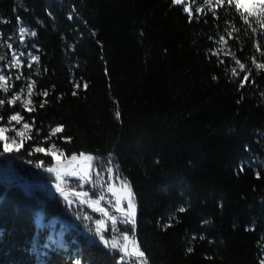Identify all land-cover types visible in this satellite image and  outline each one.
I'll list each match as a JSON object with an SVG mask.
<instances>
[{
    "label": "trees",
    "instance_id": "trees-1",
    "mask_svg": "<svg viewBox=\"0 0 264 264\" xmlns=\"http://www.w3.org/2000/svg\"><path fill=\"white\" fill-rule=\"evenodd\" d=\"M187 3L191 19L172 0H0V69L10 77L0 98L23 89L27 100L35 81L34 111L0 109V127L20 126L8 123L19 112L31 137L0 155V173L86 194L118 221L114 232L75 196L0 183V264H120L122 253L95 235L97 220L106 239L135 237L148 264H264V69L252 63H264V25L217 0ZM53 144L68 158L93 157L97 177L57 180L45 170L58 165L52 156L34 151ZM129 189L138 231L117 212V193Z\"/></svg>",
    "mask_w": 264,
    "mask_h": 264
},
{
    "label": "snow or ice",
    "instance_id": "snow-or-ice-1",
    "mask_svg": "<svg viewBox=\"0 0 264 264\" xmlns=\"http://www.w3.org/2000/svg\"><path fill=\"white\" fill-rule=\"evenodd\" d=\"M201 2L205 5L210 6L212 4V0H201ZM172 3L174 5H183L184 7L182 8V11L188 13L190 19L192 17V6L189 5L186 0H172ZM217 3L220 5H230L234 8V10L236 12H238L240 14V17L242 18L243 22L245 24H249L250 25V20L249 17H256L257 18V22L261 23L262 25H264V0H217ZM249 3H251L253 6L250 8L248 5ZM204 9L200 8L199 6L196 7V12H203ZM213 14L215 15V12L213 11ZM255 30V29H254ZM236 31H239V29H236ZM20 32L22 33H26V34H30V36L35 37L37 35V33L35 31H31L30 33H27V30L25 28H20ZM229 35H231V33H229ZM220 43H224L226 44L227 41L225 40V38L223 36L220 37L219 39ZM8 47H11V45H8ZM34 47V45H33ZM257 47H259V45H257ZM212 55H218V52H213L211 53ZM227 55V53H225ZM25 53L24 52H20L19 55H17L16 53H13L12 56V60L9 62L10 65L12 67H16L19 68L21 67L22 61L20 60V56H24ZM29 57L34 60V61H39V56H33L31 55V53H28ZM262 55H264V53H262ZM233 61L239 65V68L241 71L244 70L245 65L243 63H241L239 61V59H237L235 57V55L233 54ZM7 59V57L5 55H0V60H5ZM218 63H223V61L218 60ZM252 63L255 64L257 69H264V63H256L255 59L253 58ZM28 68H31V64L27 65ZM251 70H249V74H250ZM231 75L236 76L238 75L236 68H232L231 69ZM10 79V77H6V75L3 72V69H0V89H2L5 93H7L9 91V88L7 86V80ZM16 79H20L19 76L16 77ZM213 79H216L215 76H213ZM243 81H247L248 80V75H245L242 77ZM35 85V81L32 82V84L27 85V93L26 95L29 97V99L21 101V94L24 92L23 89L20 90V92L14 94L12 96L11 99L7 98V97H3L0 98V109L3 108V106L5 105V103L7 102L9 105H15L17 102H21L23 108L27 109L28 111H34V108H30L29 104H31V99L30 97L33 95V87ZM77 87H79V84L76 85ZM241 87H243V83H241L240 85ZM84 87H87V84L84 85ZM38 95L41 96H47V91H43V92H39L37 93ZM75 94V93H74ZM47 101H44L40 104V107L43 108L44 107V103H46ZM116 118L119 119L120 118V113L119 111H117L115 113ZM3 117L0 116V120H2ZM23 120V117L20 115L19 112H16L15 114L11 115L8 118V123L11 124L12 121H15L17 124H19L21 121ZM23 129H30V125L28 123H24L23 124ZM63 126H57L53 129H51V135L55 136L57 133L62 132ZM7 131V128L5 127H0V141L3 142V150L0 151V155H4L5 153H12L13 151H15L16 153L20 152V149L23 145V139H21L20 143L16 142L15 137L12 138L11 140V144L9 143V138L6 137L4 135V133ZM16 136H20L23 137L24 133L21 131H17L16 132ZM28 139H31V137H27ZM29 147H31V145H29ZM52 148H55V144L52 145ZM35 152H40V153H46V155H50V156H54V153L51 150H47L43 147H36L34 149ZM29 153L25 152V153H21V155H27ZM81 157H85L84 153H80ZM71 159L73 161H75L77 159V157L75 155H73L71 157ZM85 159L91 161L94 158L91 156H87L85 157ZM29 163H32V161H29ZM49 163H51V161H49ZM44 166V161H39L36 164V167H43ZM47 172L49 173H53L56 172L57 174V180H60V174L57 172V169L54 167H48L45 169ZM109 173L112 172V169L109 168L108 169ZM98 175V174H97ZM81 179L84 180H90L91 177L88 176L87 174L85 176H82ZM121 186L122 189H127L128 185L126 182L121 181ZM57 191L61 192V194L63 195V189L61 188L60 184H57L56 186ZM109 191H112V187L110 186ZM86 195V194H85ZM65 199L67 200V196H65ZM104 197L101 196L100 200H103ZM127 207L126 208H121L119 207V205L121 204V200H117L116 201V205H117V211H121L124 214V223H131V225H135V220H134V212H133V202H132V198H131V191L130 189L128 190V194H127ZM69 203H71V201H69ZM94 204H99V200L94 201ZM97 211H101L104 213L105 216L108 217V220L111 221V225L110 228L112 231L116 232L118 231L117 229V218L115 215H111L109 216L107 211L101 208H97ZM180 211H184L183 208L180 209ZM90 219V218H89ZM96 228H95V235L99 236V242L102 243L104 245L105 248L109 249V251L112 250H118L120 253H122V255L120 256V264H148V260L147 257L145 255V252L140 250L139 245L132 243L131 247L129 246V239L128 236L126 234H121L119 239H117L116 236H113L111 238V240L106 239L105 235H104V231L106 230V224L104 220H97L96 221ZM189 252L192 251V249H188ZM76 264H81V262L79 260L76 261Z\"/></svg>",
    "mask_w": 264,
    "mask_h": 264
},
{
    "label": "rangeland",
    "instance_id": "rangeland-1",
    "mask_svg": "<svg viewBox=\"0 0 264 264\" xmlns=\"http://www.w3.org/2000/svg\"><path fill=\"white\" fill-rule=\"evenodd\" d=\"M187 1L188 0H186V2ZM248 6L251 8L253 5L251 3H249ZM19 124H20V126H16L13 124L9 127H5V128H7V131L4 133V135L9 138L10 144H11V140L13 137H15L17 143H20L21 139H23V144L28 139L27 137H28V133H29L30 129H23L24 123L22 121ZM17 131L23 132L24 136L23 137L16 136ZM22 147H23V145H22ZM22 147H21V149H22ZM48 150H51L54 153V156H52V158L58 164V165H56L55 168L57 169V172L60 174L61 180L64 177V175H73V176L81 178L82 176H85L87 174L88 176L91 177L90 180L97 177V173L95 172V168H94V166H95L94 159L89 161V160L85 159V157H87V156H85V157L76 156L78 159V163L74 166L73 165L74 161L71 158H68L64 154H62V152H60L56 147L52 148V146H51ZM0 175H2V174L0 173ZM55 176L57 177V174H55ZM33 185H36V184H33ZM29 186H32V185H29ZM62 189L64 190V189H71V188H62ZM50 191H51V193H55V192H57V189H54V190L50 189ZM73 191H75V190H73ZM121 191H122L121 193H119V192L117 193L118 194L117 196H119L118 198H119V200H121V204H122V202L127 201L126 197L128 194V190H121ZM75 192H77V191H75ZM77 193H79V192H77ZM66 194H67V192L65 194H63L62 196L70 197L69 199H72V196H75V197L79 198L80 202L81 201L83 203L85 202V204L87 206V201L83 200L81 197H79L77 195H71L69 193H68L69 195L68 194L66 195ZM79 194H81V193H79ZM81 195H83V194H81ZM83 196H85V195H83ZM104 199H106V197ZM87 200H88V198H87ZM90 204H91V207H90L91 209L88 206L87 207L92 212L94 210H96L97 208H104L107 211V208H105V207H96L91 202H90ZM111 206L116 208L114 205H111ZM117 212L122 213L121 211H117ZM107 213L109 215L108 211H107ZM102 214L104 215V213H102ZM105 218L108 220L107 216H105ZM117 223H118V221H117Z\"/></svg>",
    "mask_w": 264,
    "mask_h": 264
},
{
    "label": "water",
    "instance_id": "water-1",
    "mask_svg": "<svg viewBox=\"0 0 264 264\" xmlns=\"http://www.w3.org/2000/svg\"><path fill=\"white\" fill-rule=\"evenodd\" d=\"M74 155L77 156L76 154H74ZM77 163H78V159H76L74 161V164L73 165L75 166ZM0 183L3 184V185H5L6 187H9V188L10 187H13L15 185H22V186L28 185L29 186V185H33V184H41L42 187H43L44 192L46 193V196L50 200H53V199L59 197L60 195H62L61 192H59V191H57L55 193H51L49 184L46 181L41 180V179L40 180H34V179H31V178H23V179H18V180H14L12 182H9L7 178H5L3 175H0ZM63 192L64 193L67 192V193H69L71 195H77V196L81 197L83 200L87 201V206L89 208L91 207L90 202L87 200V198L85 196H83V195H81V194L73 191L72 189H64ZM101 209H104V208H101ZM93 212H101V211L94 210ZM101 213H103V212H101ZM132 227L136 231H138V228L136 226H133L132 225ZM134 239H135V237L133 238V240ZM133 240L129 243V246L130 247H131V244L133 243Z\"/></svg>",
    "mask_w": 264,
    "mask_h": 264
},
{
    "label": "bare ground",
    "instance_id": "bare-ground-1",
    "mask_svg": "<svg viewBox=\"0 0 264 264\" xmlns=\"http://www.w3.org/2000/svg\"><path fill=\"white\" fill-rule=\"evenodd\" d=\"M8 181H9V180H8ZM15 186H16V185H15ZM19 186H21V185H19ZM42 188H43V187H42ZM65 193H66V192H65ZM65 193H64V194H65ZM67 194H68V193H67ZM67 194H66V195H67ZM68 195H69V194H68Z\"/></svg>",
    "mask_w": 264,
    "mask_h": 264
}]
</instances>
